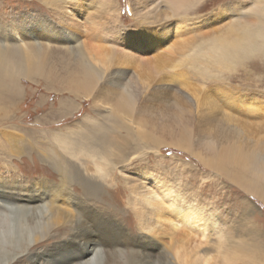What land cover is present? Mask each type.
I'll list each match as a JSON object with an SVG mask.
<instances>
[{
    "label": "rangeland",
    "instance_id": "rangeland-1",
    "mask_svg": "<svg viewBox=\"0 0 264 264\" xmlns=\"http://www.w3.org/2000/svg\"><path fill=\"white\" fill-rule=\"evenodd\" d=\"M52 1L0 0V27L15 28L22 37L25 53L33 59L32 72L54 75L51 89H46L38 74L35 80L20 79L24 92L18 106L3 110L9 114V123L0 124V145L6 146L2 149L38 138L55 147L60 146L55 138L59 134L75 137L73 131L80 130L90 136L91 125L109 129L114 122L130 125L133 137L141 136L147 145L130 156L127 164L132 168L125 169L123 164L115 171L127 186L137 187L134 195L113 194L122 210L118 218L127 230L135 237L146 234L171 252L180 245L177 238L201 236L203 244L195 250L193 264H202L204 250L209 249L207 264H264V254L254 261L236 244L251 241L253 235L264 238V202L254 196L255 192L264 194V179L243 172L245 163L258 155L264 165V0H199L188 10L193 0H58L54 6ZM78 7L83 11L71 24L61 20L65 10L75 13ZM96 16L100 28L86 32V19L92 23ZM143 17L158 21L145 27L153 30L150 34L140 41L134 39V45L127 43L126 49L137 55V61L146 58L158 65V71L147 74L126 61H113L109 50L122 43L114 27L140 25ZM163 19L172 22L162 25ZM134 33L140 34L136 28ZM227 38H237L238 45L222 47ZM71 90L91 97L85 99ZM52 110L57 114L53 116ZM258 124L263 131L251 133L250 125L257 128ZM122 136H128L125 130ZM179 143L184 149L172 146ZM60 150L86 175L83 162L88 156ZM10 157L14 173L0 162V177L11 185L60 179L49 163L34 160L32 155ZM95 176L101 179L100 173ZM233 179L245 181L246 187ZM149 191L162 193L168 199L164 201L167 207L174 197L181 217L166 211L153 218V232L142 228L134 197L147 201L144 194ZM192 208L203 213L201 222L182 217ZM215 230L221 237L216 247L212 244L217 239ZM51 245L48 241L37 250ZM76 247L74 252L82 254L84 249ZM30 255H23L19 264L31 263ZM62 257H50V264Z\"/></svg>",
    "mask_w": 264,
    "mask_h": 264
},
{
    "label": "bare ground",
    "instance_id": "bare-ground-1",
    "mask_svg": "<svg viewBox=\"0 0 264 264\" xmlns=\"http://www.w3.org/2000/svg\"><path fill=\"white\" fill-rule=\"evenodd\" d=\"M55 1L58 0L52 1L51 4L53 6ZM184 1L186 2L187 0ZM198 1L193 0L187 10ZM90 3L92 2L88 4ZM81 8H76L75 13L65 10L61 20L71 24V19L81 15L80 12L83 11ZM143 18L146 19L145 17ZM143 18L141 19L142 23L140 25L136 23L134 27L130 26L125 29H116L114 27L113 29L121 36L120 40L122 43H119L120 45L118 46L120 47L112 45L109 50L111 56L113 55V61H126L128 64L138 66L141 73L147 74V72L158 71V65H151L146 58H144V61H137V55L132 50L126 49L127 43L130 42L131 45H134L132 43L134 39L140 41V38L144 37L146 33L150 34L153 31L148 29L151 26L150 24L158 21L155 18L152 21L147 17V26H144L143 21L145 20ZM100 21L98 16L95 17V21L92 23H89L87 18L86 32L98 30ZM168 22L172 21L163 19L161 24ZM135 28L137 31L139 30L140 34L134 33ZM9 29L12 31H8ZM21 38L15 28L8 27V25L0 27V110H2L0 124L9 121L7 120L9 119L8 112L4 113L3 110L13 109L18 106V101L24 92V88L20 83L21 78L35 80V76L41 75L43 76V83L46 89L54 87V80L50 79V77L54 78V75L47 74L46 76L40 71L38 72L41 74L32 72L33 59L27 57L24 50V42ZM11 39L14 42H11ZM236 39H224L227 42H223L221 46L233 47L239 43V40L237 41ZM35 42L39 44L36 40ZM36 46L37 48L34 50L36 55H39V46ZM94 57H97L96 61L99 60L98 54L94 55ZM34 59L38 60V57L35 56ZM136 63H139V65H136ZM74 78H76L75 75ZM77 78L79 77L77 76ZM71 92L77 95L82 93L85 99L91 97L90 93L86 92L84 94L80 90H71ZM128 92L129 90H126L127 95H129ZM52 113H54L53 116L57 114L55 110H52ZM129 126L123 122H114V126L111 129L103 125L89 126L90 132H93L90 136L85 133L86 131L80 130L73 131V134L76 132L75 137L72 136L73 138L66 135L60 136L59 134L55 138L60 143V146L56 144L55 147L49 146L50 144L48 143L43 144L40 142L41 140L37 141L39 138L36 139L39 142L37 145L32 138V142H15L14 145H9L10 148L6 150L2 149L5 144L0 145V154H2L0 162L8 171L14 173L13 171L15 170L12 167L10 156L20 158L24 154L27 156L32 155L34 160L49 163L58 174V177H60L58 182L45 180L44 183L36 185H23L21 182L11 185L8 183V179L0 177V264H19L25 254H31L30 257H33L32 262L29 264H50V257L53 256H63L58 260L57 264H137L139 262L157 264L159 261L161 263L165 262V264L194 263L193 258L195 256L193 254L203 244L200 232H197L200 239L195 236L196 234L191 235L187 239L177 238L176 241H180V245L178 249L171 252L166 245L146 234L135 237L121 223V218H118L119 214H122V210L118 199L113 194L120 193V195H125L128 193L127 195L129 196L131 195L129 194L130 192L134 195L137 192V187L127 186L125 180L115 172L116 168L118 165L121 166L123 164L125 169L132 168L129 163L127 164L129 160L131 161L129 159L130 156L141 151V148H144L143 145H147V142L141 136L140 138L137 137V139L133 137V130ZM250 128L251 133L263 131L262 124H258L257 128L250 125ZM253 129L256 131H253ZM123 130L127 132L128 136H122ZM28 131L30 130L28 129ZM110 131L116 135L111 134ZM172 146H180L184 149V145L180 143L172 144ZM60 148L73 156H81V154L88 156L89 160L87 159L83 162L86 166V175L81 167L61 152ZM41 150L44 152L43 154L40 152ZM255 160L258 161L256 162ZM255 160L250 158V161L245 163L246 166H243V172L245 176L250 175L257 180H262L264 177H259L264 175L263 161L259 155ZM251 161H254L255 164ZM37 169L39 170V168ZM45 170L47 169L45 168ZM90 172H93L92 175ZM95 173H100L102 180L98 179ZM114 179L115 184L113 183ZM233 181L238 182L236 179H233ZM238 183L243 187H246L245 185L247 184L245 181L241 182L240 180ZM153 192L149 191L144 194L147 201L142 202L141 199L134 197L137 203H134V205H139L135 213L141 227L152 232L154 229L152 225L154 217H161L166 214V211L171 215L181 217V209L175 207L174 197L172 202L169 201L167 207L164 201H168V199L164 198L162 193L158 195L155 191ZM152 193L153 195H151ZM254 196L264 202L263 193L255 192ZM54 213L55 215H53ZM64 215H66V218ZM190 216L198 222H201L204 218L203 213H200L199 209L196 208H192V210L182 215V217L187 219ZM195 223L197 224V222ZM203 231L204 229H201L202 233ZM214 233L217 234V239H213L214 242L212 244L216 247V245L221 243V237L220 235L218 236V230H215ZM174 236L177 237L176 235ZM48 241H52L51 246L37 250V247L44 245ZM77 244L82 250L84 249L82 254L74 252V247L77 249ZM236 244L239 248H243L253 260H258L259 256L264 254V238H260L257 235H253L251 241L243 240L236 242ZM211 252V249L204 250V261L202 264H207L210 261ZM229 253L227 252V256L232 257ZM195 254H198V251ZM199 256L201 255H198V258Z\"/></svg>",
    "mask_w": 264,
    "mask_h": 264
}]
</instances>
